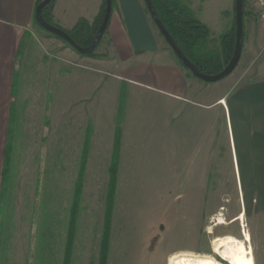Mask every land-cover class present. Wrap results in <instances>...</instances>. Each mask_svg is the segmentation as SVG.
Returning <instances> with one entry per match:
<instances>
[{
  "label": "crops",
  "instance_id": "crops-1",
  "mask_svg": "<svg viewBox=\"0 0 264 264\" xmlns=\"http://www.w3.org/2000/svg\"><path fill=\"white\" fill-rule=\"evenodd\" d=\"M36 1L0 0V230L9 226L13 213L33 219L36 204L44 201L46 222L58 224L61 218L66 236L86 130L91 129L86 166L101 148L109 165L120 97L119 164L140 169L143 142L171 150L179 139L183 158L206 182L204 196L211 195V175L223 171L226 162L241 196L258 197L264 206V65L250 56L252 15L237 65L212 84L218 92L208 99L212 86L181 65L143 0H115L104 59L82 57L56 38L38 41ZM182 1L196 17L207 1L211 5ZM102 2L54 0L53 21L66 30L80 17L91 23ZM223 12L227 31L233 11ZM66 117L77 124L72 139L66 136ZM82 120L87 123L81 139ZM97 132L103 133L104 145L96 146ZM50 175L56 180L51 187ZM50 210L57 213L51 219Z\"/></svg>",
  "mask_w": 264,
  "mask_h": 264
},
{
  "label": "rangeland",
  "instance_id": "rangeland-1",
  "mask_svg": "<svg viewBox=\"0 0 264 264\" xmlns=\"http://www.w3.org/2000/svg\"><path fill=\"white\" fill-rule=\"evenodd\" d=\"M209 1L211 5L207 1L203 6L204 12L198 13L197 18L210 30L209 47L220 50L219 36L226 32L227 27L223 10L232 8V26L234 0ZM246 2V10L254 19L248 30L249 33L254 32L255 40L250 43L253 50L250 56L254 64L264 65V26L257 16L254 0ZM246 28L247 16L243 19L244 33ZM33 32L38 41L50 37L65 47L69 46L36 23ZM106 41L108 44L107 36H104L90 57H108L104 46ZM220 81L204 82L212 86ZM213 87L207 94L208 99L217 95L218 90ZM86 123L82 120L79 124L81 139ZM74 126H77L74 118L66 117L68 139H72ZM101 136L103 133L97 132L96 146L104 145V141L99 140ZM178 141L174 143L175 149H171L173 155H170L168 147H157L153 140L143 142L140 145V169L118 164L106 264H167L168 256L176 251L210 254L220 260L219 255L213 252V239L226 234L237 237L251 249L254 264H264V206L261 200L255 196L242 197L239 181H236L238 191L235 190L226 162L221 166L223 171H215L211 175L212 179L210 177L208 181L211 195L204 196L202 186L206 182L200 180L197 166L183 158V149ZM106 161L104 150L96 149L89 165L85 166L69 264H98L107 206L109 165ZM229 167L232 168L231 165ZM50 178L51 187L56 180L54 176L50 175ZM28 211L25 215L29 217ZM45 212L44 201H38L31 220H24L23 213H13L9 226L0 230V264H62L67 225L64 222L59 224L61 218L57 219L58 224L47 223L48 213ZM54 214L57 213L50 210L49 219ZM240 214L243 220L238 219ZM219 216L224 222L217 224ZM236 217L237 220L231 221ZM244 231L248 234L247 239Z\"/></svg>",
  "mask_w": 264,
  "mask_h": 264
},
{
  "label": "trees",
  "instance_id": "trees-1",
  "mask_svg": "<svg viewBox=\"0 0 264 264\" xmlns=\"http://www.w3.org/2000/svg\"><path fill=\"white\" fill-rule=\"evenodd\" d=\"M40 1L41 0L36 1L35 7ZM152 2L158 13L159 18L161 19V21L163 22L164 26L169 31V33L172 35V37L174 38L180 49L198 67V69L201 72L207 74H215L221 71L227 65L233 54V50L235 46V21H233V25L225 33L219 36L221 49L219 50L218 48H210L208 45V35L210 33V30L208 29V27L204 22L199 20L193 14L192 9L190 8L189 5L183 3L182 0H152ZM53 3L54 0H50L48 3H46L42 7L41 13L43 18L47 22L57 25L53 21V16H52ZM114 4H115V0H111V5L113 6ZM144 5L146 11L150 15V12L145 2ZM246 6H247L246 0H242L243 19L245 16H249L251 14V12L246 10ZM35 7H34V13H35ZM103 10H104V0L93 22L90 23L85 17H80L78 18V20L71 29L68 30L65 29V30L68 32V34L77 44L81 46L88 45L99 26L100 20L102 18ZM150 18L152 19L151 15ZM33 22L36 23L42 29H44L37 22L35 15L33 16ZM107 29H108V23L99 43L101 42L104 36H107V32H108ZM55 36L61 38L58 35ZM244 37H245V33L243 31V42H244ZM61 39L65 43H67L71 48H73L65 39L63 38ZM95 49L86 54H82L79 52L78 53L83 56H91L93 55ZM176 58L181 63V65L194 76L191 70L186 66H184L181 60L177 56ZM121 106H122V99L120 97L119 106H118L119 112L116 118L117 125L114 131L112 159L108 167L109 179H108V192L106 196L107 199L106 200L107 206L105 209L106 217H105L104 228L101 237L98 264H106V260H107L106 256L109 247V218L111 215L112 200L114 197V190L116 187L117 170L119 164V147H120V137H121L119 113L121 112ZM90 130H91L90 127H88L86 130V136L82 150L80 176L78 180H76L74 183L73 202L70 207L69 226L66 234L64 258L62 264L70 263V253H71V248L73 244V235H74V224H75V219L77 217L76 215L78 214L79 201H80L82 184L84 179L83 174L86 166L85 162L88 151L87 149L89 144Z\"/></svg>",
  "mask_w": 264,
  "mask_h": 264
},
{
  "label": "water",
  "instance_id": "water-1",
  "mask_svg": "<svg viewBox=\"0 0 264 264\" xmlns=\"http://www.w3.org/2000/svg\"><path fill=\"white\" fill-rule=\"evenodd\" d=\"M50 0H41L35 7V18L37 22L47 31L60 36L61 38L65 39L77 52L86 54L95 49L97 44L99 43L105 28L107 26L110 13H111V0H104V10L102 14V18L100 20L99 26L90 41V43L86 46H81L77 44L72 37L68 34V32L61 28L60 26L51 24L47 22L41 13L42 7L48 3ZM150 15L153 19V22L157 26L158 30L170 46L173 53L181 60L182 64L189 68L191 72L194 74L195 77L208 81V82H215L218 81L225 76H227L237 65L241 51H242V44H243V8H242V0H234V21H235V46L233 50V54L227 63V65L218 73L215 74H207L201 72L198 67L184 54V52L180 49L172 35L164 26L163 22L158 16V13L154 7L152 0H144ZM237 218H233L231 221L236 220Z\"/></svg>",
  "mask_w": 264,
  "mask_h": 264
},
{
  "label": "bare ground",
  "instance_id": "bare-ground-1",
  "mask_svg": "<svg viewBox=\"0 0 264 264\" xmlns=\"http://www.w3.org/2000/svg\"><path fill=\"white\" fill-rule=\"evenodd\" d=\"M243 220L242 214L238 219ZM224 219L218 217V223H223ZM209 232H211L209 230ZM246 239L247 232L244 231ZM213 252L218 254L220 260L214 255L197 254L192 251H176L168 256L167 264H254L251 249L246 247L244 242L232 235L215 236L213 239Z\"/></svg>",
  "mask_w": 264,
  "mask_h": 264
},
{
  "label": "built area",
  "instance_id": "built-area-1",
  "mask_svg": "<svg viewBox=\"0 0 264 264\" xmlns=\"http://www.w3.org/2000/svg\"><path fill=\"white\" fill-rule=\"evenodd\" d=\"M254 2L257 10V16L264 26V0H254Z\"/></svg>",
  "mask_w": 264,
  "mask_h": 264
},
{
  "label": "flooded vegetation",
  "instance_id": "flooded-vegetation-1",
  "mask_svg": "<svg viewBox=\"0 0 264 264\" xmlns=\"http://www.w3.org/2000/svg\"><path fill=\"white\" fill-rule=\"evenodd\" d=\"M235 185H236V189H235V190L238 191L236 181H235ZM239 212H240V211H238V214H239ZM237 217H239V215H238ZM237 217H236V218H237ZM236 220H237V219H236Z\"/></svg>",
  "mask_w": 264,
  "mask_h": 264
}]
</instances>
